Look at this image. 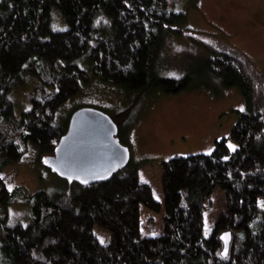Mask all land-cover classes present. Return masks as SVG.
<instances>
[{"label":"trees","instance_id":"trees-1","mask_svg":"<svg viewBox=\"0 0 264 264\" xmlns=\"http://www.w3.org/2000/svg\"><path fill=\"white\" fill-rule=\"evenodd\" d=\"M171 7L170 0H0V207L17 199L29 206L26 223L7 225L0 212V264H264V74L237 48L182 27L187 14ZM171 37L203 49L207 76L241 92L244 110L228 138L210 154L163 162L161 201L139 178L146 163L55 193L9 191L6 168L28 150L54 154L69 125L58 112L91 79L139 96L192 89L191 74L155 73ZM20 89L30 91L29 109L15 100ZM217 192L224 205L208 231L206 203ZM143 209L162 214L160 233L143 235Z\"/></svg>","mask_w":264,"mask_h":264},{"label":"rangeland","instance_id":"rangeland-1","mask_svg":"<svg viewBox=\"0 0 264 264\" xmlns=\"http://www.w3.org/2000/svg\"><path fill=\"white\" fill-rule=\"evenodd\" d=\"M170 1L173 11L187 14L182 27L216 37L237 48L264 74V0ZM161 58L162 61L154 69L156 75L180 79L191 74L192 89L177 95H166L158 90L139 96L136 92L93 77L58 112L63 127L75 111L84 107L115 117L121 124L118 126V138L131 153L130 164L146 163L139 169V178L153 187L154 196L159 201L163 199L161 164L175 157L210 154L215 141L229 137L238 112L244 110L239 89L226 88L219 78L207 76V54L187 38L171 37ZM20 90L15 94V100L22 103L24 109H29L31 103H24L30 91ZM48 159V154L28 150L18 163L8 166L5 173L7 186L11 185L10 191L19 187L34 195L38 191L55 193L75 185V182L52 173L45 163ZM262 202L264 199L260 202V207L264 209ZM223 205L224 195L221 192L206 203L208 231ZM0 212L7 225L26 223L29 206L22 199H17L10 206L0 207ZM161 217L162 214L142 210L144 236L160 233ZM97 235L104 241L109 239L103 231L97 230Z\"/></svg>","mask_w":264,"mask_h":264},{"label":"water","instance_id":"water-1","mask_svg":"<svg viewBox=\"0 0 264 264\" xmlns=\"http://www.w3.org/2000/svg\"><path fill=\"white\" fill-rule=\"evenodd\" d=\"M119 127L107 113L84 107L75 111L47 168L62 179L81 186L109 181L131 162V153L118 138ZM87 181V183H85ZM221 236L227 254L231 234Z\"/></svg>","mask_w":264,"mask_h":264},{"label":"snow or ice","instance_id":"snow-or-ice-1","mask_svg":"<svg viewBox=\"0 0 264 264\" xmlns=\"http://www.w3.org/2000/svg\"><path fill=\"white\" fill-rule=\"evenodd\" d=\"M229 146L231 148H233V149H235V147H236V145H231V144ZM209 151H211V150H209ZM225 159H227V157H225ZM45 163H47V160H45ZM0 178H2V176H0ZM85 183H87V181H85ZM8 187H9V191H10L11 190V185H9ZM262 206H264V202H262ZM227 236H228V234L225 233V238H227ZM100 242L101 243L105 242L103 237L100 238ZM220 255H223V256L227 257V250L225 249V251L223 253H220Z\"/></svg>","mask_w":264,"mask_h":264}]
</instances>
